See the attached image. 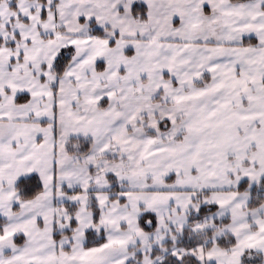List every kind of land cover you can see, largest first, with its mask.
<instances>
[{
	"label": "snow or ice",
	"instance_id": "6c2138e0",
	"mask_svg": "<svg viewBox=\"0 0 264 264\" xmlns=\"http://www.w3.org/2000/svg\"><path fill=\"white\" fill-rule=\"evenodd\" d=\"M0 264H264V0H0Z\"/></svg>",
	"mask_w": 264,
	"mask_h": 264
}]
</instances>
